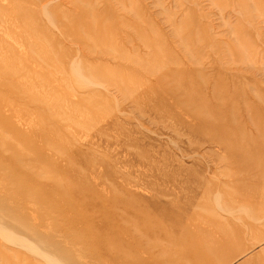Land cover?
<instances>
[{
	"label": "rangeland",
	"instance_id": "obj_1",
	"mask_svg": "<svg viewBox=\"0 0 264 264\" xmlns=\"http://www.w3.org/2000/svg\"><path fill=\"white\" fill-rule=\"evenodd\" d=\"M263 167L264 0H0V264H264Z\"/></svg>",
	"mask_w": 264,
	"mask_h": 264
},
{
	"label": "bare ground",
	"instance_id": "obj_2",
	"mask_svg": "<svg viewBox=\"0 0 264 264\" xmlns=\"http://www.w3.org/2000/svg\"><path fill=\"white\" fill-rule=\"evenodd\" d=\"M73 68V67H72ZM247 159V158H245ZM255 159V158H254ZM259 159V158H258ZM249 161V160H247ZM246 161V162H247ZM259 161V160H258ZM258 161H256V163H258ZM261 163V162H260ZM249 164V162H248ZM247 164V165H248ZM253 165V162L251 163ZM251 164H249L251 166ZM255 165H258V164H255ZM254 166V165H253ZM261 165H259L260 167ZM252 167V166H251ZM258 167V166H257ZM256 167V168H257ZM264 168V167H263ZM216 195V194H215ZM218 196V195H217ZM220 197V196H219ZM225 206V205H224ZM217 208V207H216ZM222 210V209H221ZM211 212V211H210ZM223 212V211H221ZM220 213V212H219ZM225 213V212H224ZM175 219V218H174ZM213 219V218H212ZM225 219V218H224ZM210 220V218H209ZM227 220V218H226ZM216 221V220H215ZM225 221V220H223ZM227 223V222H226ZM228 223H230L228 221ZM219 225H222V224H219ZM36 226V225H35ZM214 226V225H213ZM216 226V225H215ZM214 226V227H215ZM228 228V227H227ZM183 229V228H182ZM216 230V229H215ZM220 231V232H219ZM184 232V231H183ZM186 232V230H185ZM203 232V231H202ZM202 232L199 233L200 235H202ZM127 234V233H126ZM155 234V233H154ZM214 234L216 233H209L208 232V236L205 237L203 236L202 238L198 239H195L193 240V242L191 244H189L187 246V252L185 251V253H183L182 250H180L182 252V259L183 261L181 262V264H231V262L233 261V259H237L235 257L239 256L241 253L243 252H238L236 253V251H233L232 253H229L230 249H231V244H230V241H229V238L227 237L228 236V233L227 231L225 230H219L217 231V235H221V238H218V237H213L215 236ZM184 235V234H183ZM192 235V234H191ZM209 235H213V236H209ZM195 236V235H194ZM182 237V235H181ZM22 238V237H21ZM20 238V239H21ZM41 238V237H40ZM48 238V237H47ZM15 237H13V239H10L9 242L11 243H15ZM50 239V238H49ZM19 240V239H18ZM23 242H25V240L22 238ZM180 240V239H179ZM28 241V240H27ZM40 241V240H39ZM50 241V240H49ZM19 242V241H18ZM22 242V241H20ZM19 242V243H20ZM55 242V241H54ZM176 242V241H175ZM236 242V240H235ZM30 246L31 243L30 242H27ZM130 243V242H129ZM182 243V242H181ZM184 243V242H183ZM234 243V241H233ZM16 244V243H15ZM22 244V243H21ZM26 245V243H24ZM26 245V246H27ZM153 245V244H152ZM176 246H178L177 244H175ZM19 246V245H18ZM33 247V246H32ZM44 247V246H43ZM134 247V246H133ZM27 248V247H26ZM37 248V247H36ZM173 248V247H172ZM177 248V247H176ZM182 248V247H181ZM34 249V247H33ZM31 248V250H33ZM41 249V248H40ZM180 249V248H177V250ZM35 250V249H34ZM60 250V248H59ZM142 250V249H141ZM29 251V250H28ZM62 251V250H61ZM170 251V250H169ZM37 253V255H39V253H42L40 252L39 250L35 251ZM64 252V251H63ZM179 252V251H178ZM180 252V253H181ZM171 254V253H170ZM35 255V254H34ZM40 257H42V260L46 261V263H49V264H59L60 262L58 260L55 259H52L48 256H44V254H40L39 255ZM180 257V256H179ZM240 258V257H238ZM65 259V258H64ZM153 259V258H152ZM60 260V259H59ZM67 260V259H66ZM154 260V259H153ZM68 261V260H67ZM235 261V260H234ZM59 262V263H58ZM147 262V261H146ZM179 264H180V261H178ZM160 263V262H159ZM62 264V263H61Z\"/></svg>",
	"mask_w": 264,
	"mask_h": 264
}]
</instances>
